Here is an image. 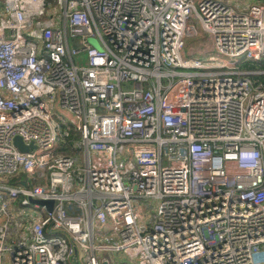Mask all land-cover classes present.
<instances>
[{
    "label": "built area",
    "instance_id": "1",
    "mask_svg": "<svg viewBox=\"0 0 264 264\" xmlns=\"http://www.w3.org/2000/svg\"><path fill=\"white\" fill-rule=\"evenodd\" d=\"M2 254L264 263V0H0Z\"/></svg>",
    "mask_w": 264,
    "mask_h": 264
},
{
    "label": "rangeland",
    "instance_id": "2",
    "mask_svg": "<svg viewBox=\"0 0 264 264\" xmlns=\"http://www.w3.org/2000/svg\"><path fill=\"white\" fill-rule=\"evenodd\" d=\"M197 37L198 38H202V36H200V35H198ZM193 40H195V38ZM90 42L91 43L92 42L95 43V41H93V40H90ZM209 53L215 54L219 58V54L217 52L209 51ZM203 61H206V60L203 59ZM24 176L29 177V175L26 172H24ZM139 201L140 202H148L151 205V207H150V209L148 211L149 214L155 212V207H156V204H157V199L156 198H151V197H149V198H141V199H139ZM99 226H100V224H94V229L98 228ZM106 232L110 233L109 231H106ZM95 241H99V240H97V238H96ZM104 254H106V251H96V256L97 257H100V256H102ZM0 258H1V261H2L1 264H4L6 262V257L2 254V255H0ZM118 259L120 260L119 255H118ZM262 264H264V263H262Z\"/></svg>",
    "mask_w": 264,
    "mask_h": 264
},
{
    "label": "water",
    "instance_id": "3",
    "mask_svg": "<svg viewBox=\"0 0 264 264\" xmlns=\"http://www.w3.org/2000/svg\"><path fill=\"white\" fill-rule=\"evenodd\" d=\"M13 142L21 150H25L28 147L32 146L31 143L30 144H23L22 141L20 140V138L17 135H15L13 137ZM34 200L38 201L39 203H43V204L47 205V208L48 209L50 208L51 203H52V200L51 199H34ZM100 264H107V260L105 258H101Z\"/></svg>",
    "mask_w": 264,
    "mask_h": 264
}]
</instances>
